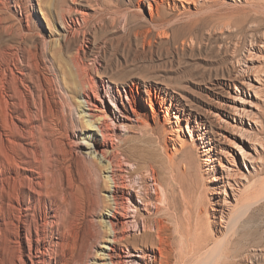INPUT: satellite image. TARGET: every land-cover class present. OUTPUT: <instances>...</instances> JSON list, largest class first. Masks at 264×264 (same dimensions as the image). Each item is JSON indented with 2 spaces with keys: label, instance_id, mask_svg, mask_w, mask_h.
I'll return each instance as SVG.
<instances>
[{
  "label": "rangeland",
  "instance_id": "374dc122",
  "mask_svg": "<svg viewBox=\"0 0 264 264\" xmlns=\"http://www.w3.org/2000/svg\"><path fill=\"white\" fill-rule=\"evenodd\" d=\"M213 2L217 4L213 11L202 2L197 7L177 2L180 10L169 11L166 21L155 25L149 21L148 4L142 3L137 10L129 0H0V74L11 75V69L16 70L14 75L19 73L16 66L24 60L21 69L26 70L27 78L20 77L21 73L15 76L27 80L36 93L35 82L44 87H39L41 95L48 91L50 104L61 105L66 117L64 136L55 133L66 147L67 156L61 158L66 173L76 168L103 199L107 173L103 162L84 154L86 149L80 144L85 138L78 132L85 126V116H78L83 108L79 99L89 101L86 111L93 118H105L109 132L117 138L115 149L109 145L107 150H114L112 158L122 163L119 172L125 182L144 187L138 189L147 197L144 200L137 192L126 200L129 211L124 220L130 223L120 236L141 242L138 233L144 231L147 218L154 238L155 222L163 224L170 264H264V163L257 162L260 167L256 170L251 162L245 163L239 147L234 146L236 129L223 125L227 153L220 158L236 175L228 184V195L217 197L212 190L223 187L227 176L215 169L219 158L209 161L210 154L200 147L202 130L193 128L196 122L187 128V120L178 121L173 110L166 113V107L160 105L162 98L148 94L143 85L160 81L198 108L205 101L213 103L204 91L211 80L240 79L248 68L264 76V0ZM133 81L137 84L132 95L127 82L132 86ZM254 84L259 86L258 98L245 94L239 86L236 89L233 83L221 93L238 104L250 101L254 106L244 103L245 107L257 112L264 124V81ZM33 122L37 124L40 118L35 116ZM262 128L254 129L264 142V125ZM250 151L264 162L262 149L261 157ZM216 175L221 178L219 183L212 181ZM43 207L38 202L35 208L40 228ZM98 227L105 239L104 226ZM43 229L47 236L52 235L48 238L56 239L51 227ZM15 232L9 235L16 236ZM18 240L21 243L9 244L8 253L15 261L21 254L31 264L25 238ZM200 241L206 246L198 252ZM138 246L141 249H119L116 259L121 264H154L151 247ZM100 250L94 244L87 262H102L97 254Z\"/></svg>",
  "mask_w": 264,
  "mask_h": 264
},
{
  "label": "bare ground",
  "instance_id": "6f19581e",
  "mask_svg": "<svg viewBox=\"0 0 264 264\" xmlns=\"http://www.w3.org/2000/svg\"><path fill=\"white\" fill-rule=\"evenodd\" d=\"M213 1L215 0H129V4L137 10H141L142 3L148 4L149 21L156 25L166 21L165 17L169 11L180 10L177 7V2L184 6L186 3L188 5L192 3L196 7L202 2L206 5V9L212 10L216 7L214 5H217ZM202 6L201 8H203ZM201 8H199V12H202ZM185 10L187 9L185 8ZM205 13L207 14V12ZM22 62H20V66H16L21 73L20 77L28 74L26 70L21 69L24 60ZM10 71L11 75L5 72L0 74V264H26L21 254L15 261L8 253L11 247L9 244L11 242L19 243V237L20 239L25 238V245L28 249L26 255L31 264H121V261L116 259L117 251L128 249L130 246H137L138 249H141L138 246L141 244H148L151 247V251L154 253L152 261L154 264H170L168 259L169 241L166 239V235L163 236L161 222H155L154 226L157 228L155 238L152 237L153 231L150 225L152 223H149L147 218H144V231L138 233L141 242H130L127 237L120 236L122 228L130 223L124 220V218H128L127 211H129L126 200L133 198L134 193L137 192L140 193L137 196L139 195L144 200L147 197L146 194L143 195L144 193L139 192L141 186L128 185L125 182L123 172H119L122 163H118L119 161L112 158L114 150H107L106 147L109 145L114 148L117 138L109 132L105 118L102 115H98L97 119L93 118L91 113L86 111L90 110L89 101L83 98L79 99L80 106L83 108L78 116H85L83 120L85 126L78 132L79 136L85 138L80 144L86 149L84 154H90L89 156H94L103 162L104 171L107 173L105 177L108 186L103 189L106 191L105 199H103L79 175L76 168L67 174V170L62 165L61 158L66 155L67 151L63 146L64 141L59 138L64 136L62 125L66 120L62 109H60L61 105L59 108L51 105L47 99L49 94L47 95L46 92L48 91L44 90L46 91L45 95H41L43 93L42 90L39 91L40 86H37L32 78L38 93L33 89L34 86L32 88L27 83V80L15 76L19 73L14 75L16 70L15 72L12 69ZM244 72L245 76L240 79H230L224 82L211 80L205 86L204 91L213 100V103L210 100L205 101L198 108L193 107L184 95L170 89L160 81H149L143 84L148 94L162 98L160 105L166 107V113L173 110L174 118L178 121L182 118L187 120V128L190 122H196L193 128L196 126L199 127V131L202 130L198 138L203 143L200 147L210 154L209 161H213L214 156L219 158V166L215 164V169L221 171V175H224L223 172H225L227 176L223 180V187L215 186L212 190L217 197L223 193L228 195V184H232L231 179H234L233 176L236 175L235 171L232 172V166L224 164L220 158L221 155L227 153L226 148L223 147L226 138L222 131L223 125L236 129L237 133L234 135L236 144L234 146L239 147L245 163L251 162L253 170L260 167L257 162L264 163L262 158L256 160L250 151L253 149L258 157H261L260 150L264 151L263 137L259 135V131H256L264 125L263 120L257 112L245 107V104L254 105L250 104V101H243L242 104H238L239 101L237 102L235 99L228 101L221 93L224 87L233 83L236 89L241 87L245 94L258 98L259 86H256L254 82L263 84L264 76L260 74L259 70L252 71L248 68ZM16 79L20 81L24 89L20 88ZM135 84L137 83L133 81L131 86L127 82V90L132 95ZM251 91L254 94H251ZM39 92L41 93L39 94ZM168 99L170 100L167 105ZM31 105L37 109L36 112L30 108ZM35 116L40 118V122L37 124L33 122ZM57 131L61 136H56ZM88 141H93V144ZM219 177L214 176L212 181L219 183L221 179ZM48 201L51 204L50 207H47ZM38 202L45 205L43 207L45 209L39 212L40 221L44 228L48 226L54 230L52 232L56 239L48 238L52 235L47 236L46 229L39 227L38 211H36L38 209L35 210ZM219 212L222 215L221 221H225L222 214L224 209ZM98 224L104 226L105 239L102 238V230ZM134 224L137 226V221ZM12 230L16 231L17 237L9 235ZM100 241L104 244H99ZM94 244L101 247L97 254L103 260L102 262L96 260L87 262ZM205 246L206 243L200 241L195 250L199 252ZM134 249L136 250V247Z\"/></svg>",
  "mask_w": 264,
  "mask_h": 264
}]
</instances>
